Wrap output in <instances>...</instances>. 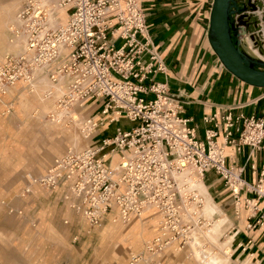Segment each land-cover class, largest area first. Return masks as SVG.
I'll list each match as a JSON object with an SVG mask.
<instances>
[{"label": "built area", "instance_id": "obj_1", "mask_svg": "<svg viewBox=\"0 0 264 264\" xmlns=\"http://www.w3.org/2000/svg\"><path fill=\"white\" fill-rule=\"evenodd\" d=\"M60 8L69 12L65 24L55 21ZM18 17L26 47L0 64V99L20 81L29 87L37 74L54 82L66 76L59 105L70 108L103 100L98 112L102 118L86 119L88 136L96 137L107 121L126 118L135 123L105 138L102 145L69 148L54 158L37 183L55 190L70 182L66 199L93 225L114 209L125 223L155 210L161 224L159 235L146 246L152 255L182 239L185 244L191 223L185 218L186 199L177 178L185 170L202 177L214 170L233 194L237 212L245 199L244 206L251 211L248 228L264 224V168L250 165L251 174L259 176L251 183L244 177L247 165H229L226 152L228 146L237 153L250 146L249 160L256 150H264V107L260 115H246L235 113L231 106L222 122L216 114L206 115L204 122L213 127L208 126L200 139L190 119L181 116L179 94L149 76L165 72L166 66L149 45L140 0H23ZM120 41L122 45L116 47ZM113 153L120 155L115 166L105 158Z\"/></svg>", "mask_w": 264, "mask_h": 264}, {"label": "crops", "instance_id": "obj_2", "mask_svg": "<svg viewBox=\"0 0 264 264\" xmlns=\"http://www.w3.org/2000/svg\"><path fill=\"white\" fill-rule=\"evenodd\" d=\"M8 1L10 0L1 2ZM213 2L214 0H140L146 17L149 45L166 66L165 72L149 76L156 81L166 82L172 93L179 94L178 100L183 107L181 116L190 119L189 125L196 127L200 139H204L208 126L213 127L204 122L206 115L216 114L218 121L222 122V115L231 106L235 108V113L246 115H260L264 107V88L249 85L229 72L210 44L209 27ZM60 16L62 20L67 18L65 12L60 13ZM144 61L147 63L150 58L146 56ZM3 62L4 60L0 64ZM18 84L24 83L20 81L16 85ZM25 91L17 90L14 97H9L8 91L0 99V215L4 207L7 211L5 213L15 217L10 220L6 214L2 222L9 219L10 225L19 226L18 232L22 234L20 238L25 244L24 250L29 254L27 258L31 264H70L75 254L74 243L79 237L80 243L86 247L85 251L92 249L93 254L95 252L97 256L103 257V264H107L109 258L117 260L120 256L118 251L123 248H110L109 238L105 235L107 226L114 220L110 215H118L117 210L106 212L102 222L93 225L82 212L71 206L70 199H66L65 196L70 192V182L50 191L36 182L38 177L30 170L24 155L29 154V151L30 156L36 160L38 149L46 142L49 153L61 157L66 153L63 150L64 139L67 138L65 134L61 133L60 136L55 129H50L49 116L39 121L33 116L28 117L29 110L22 112L21 107L17 110L13 106L16 101H20ZM87 105L90 106L89 114L95 115L101 110L103 100L96 99ZM10 108L12 111L7 113ZM13 110L14 114L19 112L21 116L10 118ZM114 124L107 121L98 128L96 143L102 145L105 138H111L118 130L123 129L117 127L114 132ZM222 138L221 134L218 140L222 141ZM226 152L229 165L246 164L245 179L251 183L257 182L259 176L251 174L250 165L255 163L259 170L264 168V150H256L249 160L250 146H244L240 153L228 146ZM110 159L107 160L108 164L111 163ZM118 159L120 155L116 154L113 161ZM203 179L213 190L214 195L208 189L210 195L217 200L221 210H225L228 222L235 224L237 229L229 264H238L233 261L240 264H264V224L248 228V209L240 202L237 212L233 194L224 178L214 170L205 173ZM23 184H27L25 188ZM66 204L70 205V209ZM140 216L135 215L132 219ZM64 217L69 218L65 220V224H70L68 227L62 225ZM160 224L154 238L160 233ZM72 233L78 234L74 241L71 240ZM134 256L143 257L144 254L130 252L128 260ZM139 260L140 258L137 262Z\"/></svg>", "mask_w": 264, "mask_h": 264}, {"label": "rangeland", "instance_id": "obj_3", "mask_svg": "<svg viewBox=\"0 0 264 264\" xmlns=\"http://www.w3.org/2000/svg\"><path fill=\"white\" fill-rule=\"evenodd\" d=\"M1 1H7V0H1ZM242 1L244 4H242L243 6H241V7L244 10H248L251 7H254V9H256V10H258L259 8H261V10H264V0H242ZM248 11L253 12L252 10H248ZM241 20H242L241 25L245 26V27L241 26L245 29V31L241 30V28L239 27L240 40H241L242 48L249 55H251L255 58H261L262 60H264V22L260 19L259 15H254L251 13L250 14H244V17ZM19 29H20V23H18L17 26H15L14 30L10 32V36H11L10 39L11 40H13L15 38V36H17ZM19 33H21V32H19ZM122 43H123V41L118 42V44H116V47H120L122 45ZM25 45H26V40H25ZM0 51H1L0 52V62L5 60V57L7 54H9V55L18 54V52H13V51L12 52H8L6 50H0ZM9 55H7V56H9ZM60 82H62V81H60ZM43 83L44 84L46 83V85L44 87H42L44 85ZM47 83H50V82L47 80H45V81L41 80V82L39 84H37V86L40 88V93L39 94L37 93L39 96H37V94H36L38 87L33 90V93L31 91L29 92L28 90H26L21 95L20 101L19 102L16 101L13 106H15V108L17 107V110H18V107H21L22 112H24V110H29L28 111L29 112L28 117L33 116V118L38 119L39 121L45 120L52 112H56V116H59L60 113H58V112H60V111L59 110L56 111L57 107H56V103H55L56 99L58 98L57 97L58 91H56V92L54 91V90H56L55 87H57V86L52 84V83L47 85ZM64 83L62 84L63 86H61L62 92L64 90L66 91V85ZM46 88L47 89L49 88L51 90H47ZM19 89H23V87L22 86H16V87L9 89V97H14V94ZM42 90H44V92H46V93L51 91L52 92L51 95H54V96L49 97L48 94L42 93L43 92ZM47 96H48V98H47ZM59 97H60V95H59ZM49 98H50V100L51 99L52 100L50 101ZM46 100H49V101L46 102ZM19 103H20V106L18 105ZM47 104H48V106H47ZM45 105L47 108L45 107ZM30 106H32V107H30ZM49 106H51L52 109ZM28 107H30V108L28 109ZM38 107H39V109H38ZM31 108H32V110H31ZM53 108H55V109H53ZM40 109H41V111L39 112ZM76 113H80L81 115H83V116L79 115L80 119H82L84 117L82 119V121H85V117L88 115V112H85V111H77ZM12 114H10V118H12V119L13 118L15 119L16 117L21 116V113H19V112L14 114V110H13ZM74 114H75V112H74ZM24 115H26V114H24ZM64 115L65 114H63V116ZM65 120H66V122H65ZM82 121L80 120L81 124H82ZM49 123H50V125H49L50 129H55L60 136H61V133L65 134V137L67 139H64V147H65V150H63L64 152H67L68 149L66 150V148H70V147L77 148L78 147L80 149L82 147L91 146V145H94L96 143V137L95 136H94L95 138L92 136V138H90V139L84 138L82 131L80 129H78L79 127H78L77 122L76 123L73 122V120L71 119V117L69 115L64 116L63 121L59 125L55 124V122H53V121L52 122L50 121ZM16 125H18V123ZM61 125L63 126V128H61L62 127ZM134 125H135V123H132V122L130 123L127 120L121 119L120 122H116L114 124L112 129L115 132V129L117 127H121L123 129H128V128L133 127ZM64 130H65V132H64ZM73 131H74V133H73ZM74 138H75V140H74ZM48 149L49 148H48L46 142L44 144H42L41 148L38 149V151H37L39 153V155L36 158V160L30 156L29 151H27V153H29V154L24 155L27 158V161H26V162H28L27 165L31 168L30 170L32 172H34L35 177L36 176L39 177V176L43 175L47 171L49 166L51 165L53 159L56 157V155H51V153H49L50 151ZM28 158H29V160H28ZM42 162L44 163L43 165H42ZM21 180H23V178H21ZM201 180L205 184H207L205 182V180L203 179V177ZM26 185L27 184L24 185V188ZM208 189L213 193V190L211 188H209V186H208ZM48 191H50V190L48 189ZM213 195H214V193H213ZM201 197L203 198V201H204V203L202 205V209H203V207L206 203L205 202L206 197L202 196V195H201ZM244 200L245 199L241 200V202L243 204L245 203ZM69 206L70 205L66 204V207H68L70 209ZM3 209H4L3 210L4 214L2 213L0 215V264H31V262L27 258L29 254L26 253L27 251L24 250L25 244L23 243V240H21L22 237L20 238V236L22 234H20L18 232L19 226L18 225H10L9 224L10 222H8L9 219H7V218H10V220H14L15 217L9 215L8 213H5L7 211L4 207H3ZM202 209L200 211L201 215H202ZM224 212H225V210H224ZM2 215H3V217H2ZM5 215L7 217L6 218L7 221L2 222V219H3V221L5 220L4 219ZM66 219L68 220L69 218L64 217L62 220L63 221L62 225L64 227H68L70 225V224H65ZM160 219H161V216L159 214H157L155 212V210H150V211L142 214L140 216V218H137L134 220L131 219V221L129 223L126 222L128 224H125L124 222L118 220V221H115L116 225H114V222L111 221L110 224L107 226L108 229L105 231V235L109 238L108 246L110 248H114L115 246H121L123 249H119L118 252L120 253V256L117 260L109 258L107 264H132L135 262L137 264H207V261H205L202 258V252L201 251H207V252L210 251L211 253H213V255L216 254L215 256H218V255L219 256L220 255L226 256V253L224 252V248L222 246L217 245V243L214 244L210 239H208L206 237L205 231L207 229L209 230V229L213 228V220H211V219L208 220V218L205 215H202V223L199 224L198 226H196V228L191 232L190 239L188 241L185 240L186 244H183L184 239H182L180 242H177L174 246L167 248L166 250H164L160 254H156V255L149 254L146 246H147L148 242L150 240H152L154 238V236L157 234V228L160 224ZM17 220H15V223H18ZM130 223L131 224L134 223V224H132L133 227H137V228L141 229L140 236L138 238L133 239V241L125 240V238L127 236L125 230L131 225ZM231 223L232 222H228L223 226L224 231H223V235L221 236V240H224V238L226 239L229 236V234L232 233V231L237 232V229L235 228V224L231 225ZM117 230H118V232H117ZM203 231H204V233H203ZM114 232H117L116 233L117 236L114 234ZM110 234H111V236H110ZM77 236H78L77 233H72L71 234V240L74 241ZM113 236L115 238H113ZM197 237H200L199 238L200 240H197ZM80 241H81L80 237L77 240H75V242H76V243H74L75 244V247H74L75 254H74V256H72L70 264H103V257L97 256L95 254V252L93 254L92 249L90 251L86 252L85 251L86 247L84 246V244H81ZM181 245H184V247L180 248ZM228 251H229V253L227 255H229L230 260H231V255L233 252L232 246H230ZM130 252L135 253V254L136 253H143L144 256L139 257L140 260L138 262L135 261L134 258L128 260L130 257ZM139 255H141V254H139ZM233 262L240 264L238 261H233Z\"/></svg>", "mask_w": 264, "mask_h": 264}, {"label": "bare ground", "instance_id": "obj_4", "mask_svg": "<svg viewBox=\"0 0 264 264\" xmlns=\"http://www.w3.org/2000/svg\"><path fill=\"white\" fill-rule=\"evenodd\" d=\"M22 2H23V0H10V1L4 3V2H1V0H0V50H6L8 52L13 51V52L21 53L22 51H24V49L26 47V45H25L26 39L22 33L18 32L17 36H15V38L13 40L10 39L11 38L10 32L14 30L15 26H17L18 23H20V26H21V22L19 20L18 14H19V10L21 8ZM248 10H252L253 12H249ZM248 10H245L243 12V14H250L251 13L254 15H259L260 19L264 22V10H261V8L256 10V9H254V7H251ZM62 12H66V14H67V18L65 20H62V18L60 16V13H62ZM241 14L242 13L237 14V17H239ZM68 17H69V12L67 11V8H60L57 10V16H55V18H56L55 21L62 23V24H65L68 20ZM243 27H245V26H243ZM7 55H9V54H7ZM37 75L38 76L36 77V79L32 82V84L29 87H27L26 85H25V87H23L24 84H18L16 86H22L23 89L28 90L29 92L31 91L33 93V90L38 87L37 84H39L41 82V80H44V81L47 80L50 83L56 85L57 86V87H55L56 90H54V89L53 90L55 92L58 91L57 92L58 98L56 97L57 99H56L55 103H56V107H57L56 111L59 110L60 112H58V113H60V114H59V116H56V112H52L49 115L50 121L55 122V124H61L64 116L69 115L71 117V119L73 120V122H75V123L77 122L78 127H79L78 129H80L82 131L84 138L85 139L92 138V135L88 136V134H87L88 130L86 129V125H85L86 119H87L88 115L89 116H95V118H99V119L102 118V116H99L98 112L95 115L89 114L90 106H88V105L84 106V105H79V104L76 105L75 104L70 108L68 107V105H59V100L62 98V96L66 92L65 90H64L65 92L63 91L64 93L61 91L62 90L61 86H63L62 84L64 82H65L64 84L66 85L69 78L66 76H60L59 80L54 82V81H51L45 75H42V74H37ZM60 81H62V82H60ZM50 83H47V85ZM45 85H46V83L43 86L42 85L41 86L44 87ZM38 88H37L36 94L40 93V88L39 89ZM47 90H51V89L48 88ZM42 91H43L42 93H46V92H44V90H42ZM38 94H37V96H39ZM46 94L50 95V94H52V92L49 91ZM59 95H60V97H59ZM51 96H54V95H51ZM47 98H48V96H47ZM49 100H50V98H49ZM49 100H46V102H48ZM47 106H48V104H47ZM30 107H32V106H30ZM45 107H46V105H45ZM49 107L51 108V106H49ZM53 109H55V108H53ZM77 111L88 112V115L85 117V121H82V119L84 117L82 119H80L79 115L80 116H83V115H81L80 113H76ZM74 112H75V114H74ZM63 114H65V115L63 116ZM50 116H54V119H51ZM80 120L82 121V124H81ZM65 122H66V120H65ZM73 133H74V131H73ZM96 133H98V132H96ZM74 140H75V138H74ZM88 147H90V146L82 147L80 149L78 147L77 148L70 147V148L75 149V150H83V149L88 148ZM116 154H118V153H113V154L107 155L105 157L107 159L111 158L110 161H111L112 166H115L117 164V162L119 161V159L115 162L113 161ZM177 178H178L180 186L182 188L181 194H182V196H184V199H186L185 200L186 201L185 202V209H186L185 211L188 212V215L185 216V218L187 219V221L189 223H191V226L189 227L190 230L186 233V240L188 241L190 239L191 232L196 228V226H198L199 224L202 223V215H205L208 218V220L209 219L213 220V228H211L209 230L207 229L208 231L207 230L205 231L206 237L208 239H210L214 244L217 243V245L222 246L224 248V252L226 253V256H221V255L215 256L216 254L213 255V253H211L210 251L209 252L201 251L202 252V258L205 261H207V264H228L230 262V257H229V255H227L229 253L228 250H229L230 246H232V244L234 243L238 233H236V231H232V233L229 234V236L226 239L224 238V240H221V236L223 235V231H224L223 226L226 224V222H228L229 219L224 214V212L221 210V208L218 206L215 199L210 195L209 190H208V185L205 184L201 180L202 176L197 175L190 170H185L182 174H178ZM183 184L185 185L184 187L182 186ZM201 195L206 197V200H205L206 203H205L203 209H202V205H203L204 201H203V198L201 197ZM201 209H202V215L200 213ZM150 210H153V209H149L146 212H148ZM146 212H144V213H146ZM248 212L250 213L251 211L248 210ZM110 216L113 217V219H114L113 220L114 225H116L115 221H118V220L124 222L123 220H121L119 218L118 215H116V216L110 215ZM160 221H161V219H160ZM132 224H134V223H132ZM132 224L125 230V232L127 234L125 240L133 241V239L138 238L140 236L141 229L137 228V227H133ZM169 227L170 226L168 225L167 228H169ZM117 232H118V230H117ZM117 232H114V234L116 235ZM203 233H204V231H203ZM110 236H111V234H110ZM113 238H115V237L113 236ZM199 238L200 237H197V240H200ZM105 239H106V237H105ZM185 244H186V242H185ZM182 247H184V245L181 246L180 248H182Z\"/></svg>", "mask_w": 264, "mask_h": 264}, {"label": "water", "instance_id": "obj_5", "mask_svg": "<svg viewBox=\"0 0 264 264\" xmlns=\"http://www.w3.org/2000/svg\"><path fill=\"white\" fill-rule=\"evenodd\" d=\"M244 11L239 0H214L209 41L229 72L249 85L264 88V60L249 55L241 46L239 27L245 31L241 27ZM239 13L242 14L237 17Z\"/></svg>", "mask_w": 264, "mask_h": 264}, {"label": "flooded vegetation", "instance_id": "obj_6", "mask_svg": "<svg viewBox=\"0 0 264 264\" xmlns=\"http://www.w3.org/2000/svg\"><path fill=\"white\" fill-rule=\"evenodd\" d=\"M242 4H244L243 1H242V0H239V5H240V6H243ZM233 23H235L234 20H233Z\"/></svg>", "mask_w": 264, "mask_h": 264}, {"label": "trees", "instance_id": "obj_7", "mask_svg": "<svg viewBox=\"0 0 264 264\" xmlns=\"http://www.w3.org/2000/svg\"><path fill=\"white\" fill-rule=\"evenodd\" d=\"M234 40H235V38H234ZM257 68H258V66H256Z\"/></svg>", "mask_w": 264, "mask_h": 264}]
</instances>
